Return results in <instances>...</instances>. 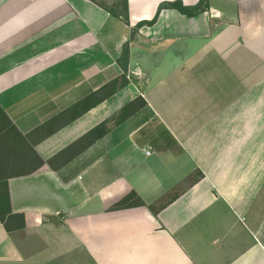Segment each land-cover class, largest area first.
<instances>
[{"label": "crops", "instance_id": "0c3cea01", "mask_svg": "<svg viewBox=\"0 0 264 264\" xmlns=\"http://www.w3.org/2000/svg\"><path fill=\"white\" fill-rule=\"evenodd\" d=\"M175 1L200 0H128L129 25L91 0H0V105L23 134L119 76L129 42V83L39 141L44 161L146 101L57 168L9 177L25 224L0 220V264H264V0L139 25ZM130 192L144 204L111 208Z\"/></svg>", "mask_w": 264, "mask_h": 264}, {"label": "trees", "instance_id": "16d2710c", "mask_svg": "<svg viewBox=\"0 0 264 264\" xmlns=\"http://www.w3.org/2000/svg\"><path fill=\"white\" fill-rule=\"evenodd\" d=\"M91 1L106 10L111 18L118 19L124 24L129 25L128 0H116L110 5L99 2L98 0ZM209 1L210 0H200L195 6H186L181 1L163 2L159 5L157 13L152 20L141 22L139 25L143 23L153 24L159 12L164 8H175L188 16H194L206 10L209 7ZM128 61L129 42H125L117 58V62L122 69V73L119 76L103 84L97 90L27 134H23L19 131L4 108L0 105V220L7 231L12 230L10 226L11 223L19 229L23 228L25 224L24 215L22 213L12 212L8 191L9 177L30 174L45 163L53 168H57L102 137L109 130L111 125L122 122L146 104L142 96H136L131 101L124 104L116 113L92 127L85 134L46 161H44L35 150V145L53 133L56 129L67 125L72 120L81 116L86 111L125 87L129 83V79L127 78ZM201 176L202 173L198 172V176H194L192 181H196ZM176 196L177 194L171 196L167 202L172 201ZM165 203L154 204L150 207L156 212L160 207H163ZM143 204L144 202L135 192H130L113 204L111 208L119 209Z\"/></svg>", "mask_w": 264, "mask_h": 264}, {"label": "rangeland", "instance_id": "374dc122", "mask_svg": "<svg viewBox=\"0 0 264 264\" xmlns=\"http://www.w3.org/2000/svg\"><path fill=\"white\" fill-rule=\"evenodd\" d=\"M98 1L110 5L113 1L116 0H98Z\"/></svg>", "mask_w": 264, "mask_h": 264}, {"label": "built area", "instance_id": "2783aa9c", "mask_svg": "<svg viewBox=\"0 0 264 264\" xmlns=\"http://www.w3.org/2000/svg\"><path fill=\"white\" fill-rule=\"evenodd\" d=\"M147 154H150V151L149 150L147 151Z\"/></svg>", "mask_w": 264, "mask_h": 264}]
</instances>
